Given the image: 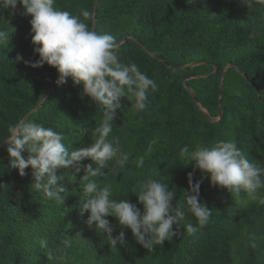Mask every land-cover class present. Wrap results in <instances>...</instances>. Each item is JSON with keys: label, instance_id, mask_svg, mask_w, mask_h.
I'll use <instances>...</instances> for the list:
<instances>
[{"label": "trees", "instance_id": "obj_1", "mask_svg": "<svg viewBox=\"0 0 264 264\" xmlns=\"http://www.w3.org/2000/svg\"><path fill=\"white\" fill-rule=\"evenodd\" d=\"M54 6L74 15L90 11L92 18L85 21L90 30L115 36L121 62L135 63L158 85L144 111L133 109L131 94L121 98L108 140L129 154V162L120 169L110 161L106 174L95 179L112 185V199H127L141 210L131 192L137 184L148 177L169 184L176 193L173 206L186 212L183 223L191 222L198 231L190 235L181 228L153 252L124 229L127 245L111 247L104 234L86 225L88 213L81 215L83 168L75 181L71 168L57 170L63 178L59 183L68 189L60 205L31 187V166L24 176L9 167L5 139L11 124L51 127L63 134L71 151L93 143V129L102 119L101 108L80 96L82 85L74 86L69 77L57 86L54 67L24 63L38 54L31 42V16L22 15L18 4L15 13H0V29L9 32L8 44L0 45V264H264V205L243 192L237 197L212 186L205 174L200 201L212 214L199 227L185 199L193 163L178 160L185 145L191 151L231 140L264 167V4L55 0ZM141 158L144 164L137 167ZM81 164L96 167L87 158ZM201 176L196 169L194 180ZM107 219L115 227L113 235L119 234L116 218Z\"/></svg>", "mask_w": 264, "mask_h": 264}, {"label": "clouds", "instance_id": "obj_2", "mask_svg": "<svg viewBox=\"0 0 264 264\" xmlns=\"http://www.w3.org/2000/svg\"><path fill=\"white\" fill-rule=\"evenodd\" d=\"M195 4L196 0H186ZM264 4V0H259ZM21 5L25 17L31 16V42L38 54L34 61H24L32 68L45 64L56 69L57 86L70 77L74 86L82 85L80 96H88L102 110L99 126L93 129V143L87 147L69 151L62 133L37 122L20 121L8 127L6 151L8 165L18 170L20 176L27 175L31 166L33 183L31 187L45 197L63 205L68 189L59 181L58 169H72L74 181L83 168L80 181L83 184V199L80 212L88 213L86 225L108 238L111 247L127 245L124 229H130L133 238L148 251L173 239L181 228L188 234L198 231L191 222L186 225V212L173 206L176 193L169 184L148 177L134 188L133 193L143 210L127 199H112V185H101L95 178L106 174L109 162L115 161L120 169L129 162V154L108 140L113 127L111 121L116 110L122 108L121 98H134L135 111H144L149 104V92H155L158 85L140 70L135 63H123L118 55V42L110 33L90 30L88 23L92 13L83 10L79 14L59 10L55 0H0V13L10 9L13 13ZM9 32L0 29V45L8 44ZM18 60L23 59L17 56ZM27 151V158L23 153ZM180 162L193 163L194 171L188 173L189 188L185 191L187 211L197 220L199 227L205 226L211 217V209L200 201V185L206 174L212 186L226 189L232 196L243 192L249 201L264 205V167L251 162L235 141L220 140L214 145H197L189 150L187 145L180 149ZM96 165H82L85 159ZM144 164L143 158L137 167ZM202 173L201 179L194 180L195 170ZM108 216L115 217L121 231L113 235L115 227ZM176 229H173V226ZM70 243L65 241V244ZM47 247V241H41Z\"/></svg>", "mask_w": 264, "mask_h": 264}, {"label": "water", "instance_id": "obj_3", "mask_svg": "<svg viewBox=\"0 0 264 264\" xmlns=\"http://www.w3.org/2000/svg\"><path fill=\"white\" fill-rule=\"evenodd\" d=\"M95 11H97V5H96V7H95ZM94 21H95V23H96V16H95V18H94Z\"/></svg>", "mask_w": 264, "mask_h": 264}]
</instances>
